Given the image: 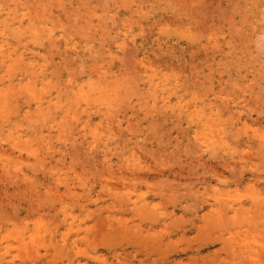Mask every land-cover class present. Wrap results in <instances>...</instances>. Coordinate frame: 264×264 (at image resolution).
I'll list each match as a JSON object with an SVG mask.
<instances>
[{
  "label": "rangeland",
  "instance_id": "rangeland-1",
  "mask_svg": "<svg viewBox=\"0 0 264 264\" xmlns=\"http://www.w3.org/2000/svg\"><path fill=\"white\" fill-rule=\"evenodd\" d=\"M0 264H264V0H0Z\"/></svg>",
  "mask_w": 264,
  "mask_h": 264
}]
</instances>
